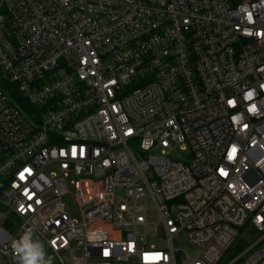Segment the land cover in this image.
I'll list each match as a JSON object with an SVG mask.
<instances>
[{
	"label": "built area",
	"instance_id": "2783aa9c",
	"mask_svg": "<svg viewBox=\"0 0 264 264\" xmlns=\"http://www.w3.org/2000/svg\"><path fill=\"white\" fill-rule=\"evenodd\" d=\"M262 86L264 0H0V264H264Z\"/></svg>",
	"mask_w": 264,
	"mask_h": 264
},
{
	"label": "clouds",
	"instance_id": "9594fccd",
	"mask_svg": "<svg viewBox=\"0 0 264 264\" xmlns=\"http://www.w3.org/2000/svg\"><path fill=\"white\" fill-rule=\"evenodd\" d=\"M36 226H24L18 237L11 241L16 264H54L55 257L48 252L52 246L37 235Z\"/></svg>",
	"mask_w": 264,
	"mask_h": 264
},
{
	"label": "rangeland",
	"instance_id": "374dc122",
	"mask_svg": "<svg viewBox=\"0 0 264 264\" xmlns=\"http://www.w3.org/2000/svg\"><path fill=\"white\" fill-rule=\"evenodd\" d=\"M171 158L175 159V160H183L186 156V152L184 150H181L179 148H175L172 152H171ZM56 168L55 166H51L49 169H47V172L49 171H55ZM60 205L63 207V210L66 211V213L68 215L71 216V218L73 220H78V208L75 204V201L73 199L72 196H68L64 199H62ZM3 211V208L0 207V212ZM8 221H11V218H9ZM3 226L5 228H7V225L4 223ZM8 230L10 231V228H8ZM156 248H161L162 244L160 242L158 243H154L153 244ZM175 248L180 249V250H185V243L183 242V240L181 238H177L176 243H175ZM264 249V246H263ZM233 254L230 255V257H232Z\"/></svg>",
	"mask_w": 264,
	"mask_h": 264
},
{
	"label": "snow or ice",
	"instance_id": "6c2138e0",
	"mask_svg": "<svg viewBox=\"0 0 264 264\" xmlns=\"http://www.w3.org/2000/svg\"><path fill=\"white\" fill-rule=\"evenodd\" d=\"M249 16H251V14H249ZM262 87H264V86H262ZM248 96H249V98L252 96V93L251 92H249L248 93ZM229 103L230 104H232V103H234L233 101H229ZM249 111H256V106L255 105H252L251 107H250V109H249ZM245 127H247V125H245ZM236 151H237V149L235 148V147H233L232 148V150H231V153L229 154V159H233L234 157H235V155H236ZM73 155H75V149H73ZM25 171H27V172H29V174H30V172H31V170L30 169H26ZM222 174H226V173H224L223 172V170H222ZM22 180L23 179H25V177H24V174L22 173L21 174V177H20ZM27 194V193H26ZM32 197L31 196H29V199H31ZM37 202H39V201H37ZM130 250H131V248H130ZM105 255H108L109 253L107 252V250H105V253H104Z\"/></svg>",
	"mask_w": 264,
	"mask_h": 264
},
{
	"label": "trees",
	"instance_id": "16d2710c",
	"mask_svg": "<svg viewBox=\"0 0 264 264\" xmlns=\"http://www.w3.org/2000/svg\"><path fill=\"white\" fill-rule=\"evenodd\" d=\"M238 250H239V248H236V249L233 248V249H231V253H232V254L237 253Z\"/></svg>",
	"mask_w": 264,
	"mask_h": 264
},
{
	"label": "water",
	"instance_id": "95a60500",
	"mask_svg": "<svg viewBox=\"0 0 264 264\" xmlns=\"http://www.w3.org/2000/svg\"><path fill=\"white\" fill-rule=\"evenodd\" d=\"M254 234V230L249 231V235L252 236Z\"/></svg>",
	"mask_w": 264,
	"mask_h": 264
}]
</instances>
